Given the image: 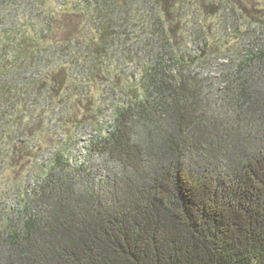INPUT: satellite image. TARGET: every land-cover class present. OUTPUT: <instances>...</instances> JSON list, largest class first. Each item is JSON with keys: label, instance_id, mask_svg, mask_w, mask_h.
Instances as JSON below:
<instances>
[{"label": "trees", "instance_id": "trees-1", "mask_svg": "<svg viewBox=\"0 0 264 264\" xmlns=\"http://www.w3.org/2000/svg\"><path fill=\"white\" fill-rule=\"evenodd\" d=\"M196 2L223 13L225 28L251 26L230 0H0L3 150L25 148L43 93L67 86L58 57L74 73L84 51L100 73L140 27L148 59L91 146L122 165L120 176L98 185L83 165L74 179L56 153L17 220L0 226V264H264V44L253 39L220 66L216 91L194 72L199 58L173 47L174 12Z\"/></svg>", "mask_w": 264, "mask_h": 264}, {"label": "rangeland", "instance_id": "rangeland-1", "mask_svg": "<svg viewBox=\"0 0 264 264\" xmlns=\"http://www.w3.org/2000/svg\"><path fill=\"white\" fill-rule=\"evenodd\" d=\"M230 1L234 6L235 3L241 5L251 26H240L242 31H238L235 24L229 23L225 28L223 13L209 6L210 4L198 7V2L194 4L198 9L189 8L182 13L175 11L173 16L172 41L177 54L184 52L189 57L192 53V57L199 58L200 63L194 64V72L200 78L211 80L216 91H222L225 85L220 66L237 60L242 51L252 44L250 41L253 39L258 40L260 46L264 44V0ZM177 6L175 3L174 9ZM141 11L143 12L142 9ZM234 13L231 8L227 10L229 17ZM139 28L137 35H132L133 39H130L133 43L130 50L123 51L119 48L118 51L115 50V57H102L106 62L100 73L90 61L85 60L84 51L74 73L68 62H65L69 58L60 60L58 57L59 59L54 60L52 65L57 68L54 73L67 67L70 76L66 79L67 86L65 83L63 90L58 91L56 87L55 90L43 93L38 116L25 122L22 139L29 147L22 145L25 148L19 146L11 151L0 148L1 227L17 220L24 206L22 201L26 198L25 195L34 190L38 179L53 165V157L59 151L68 157L66 172L74 179L79 177L78 171H81L80 167L83 165V179H93L98 185L120 176L122 165L93 152L91 146L100 140L101 135H106L105 129L112 124L117 106L127 104V97L131 93L128 88L134 84L140 85L142 71L148 59L145 43L142 41L146 35L143 36L144 33ZM4 30L5 27L0 28V42ZM246 30L252 34L250 39L243 36ZM45 68L46 64L39 68V75L45 73ZM170 68L168 71L171 73L179 71V66L173 62L170 63ZM31 74L27 72L28 80L31 79ZM44 79H47L46 76Z\"/></svg>", "mask_w": 264, "mask_h": 264}, {"label": "built area", "instance_id": "built-area-1", "mask_svg": "<svg viewBox=\"0 0 264 264\" xmlns=\"http://www.w3.org/2000/svg\"><path fill=\"white\" fill-rule=\"evenodd\" d=\"M21 140H23V139H21ZM24 141V140H23Z\"/></svg>", "mask_w": 264, "mask_h": 264}]
</instances>
